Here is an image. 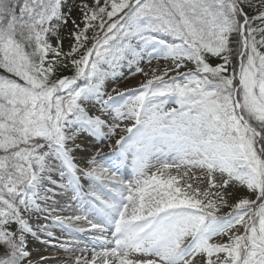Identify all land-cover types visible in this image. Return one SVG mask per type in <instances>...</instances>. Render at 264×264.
Here are the masks:
<instances>
[{"label":"snow or ice","instance_id":"6c2138e0","mask_svg":"<svg viewBox=\"0 0 264 264\" xmlns=\"http://www.w3.org/2000/svg\"><path fill=\"white\" fill-rule=\"evenodd\" d=\"M65 2L0 0V264H43L48 257L33 260L28 236L65 252L79 249L72 264H264V0H92L76 6L83 28L71 8L63 11ZM70 22L73 44L63 53L58 34ZM91 28L98 29L91 47L70 60L75 75L53 80L57 66L85 47ZM233 34L238 72L225 75ZM208 54L223 63L210 66ZM153 59L170 60L172 68L160 75L152 68L137 89L102 91L108 74L100 64L115 74L127 61L136 66L133 75L147 76L139 64ZM184 61L194 69L181 72ZM169 71L177 75L166 80ZM170 101L178 107L166 110ZM124 120L134 123L121 129L129 135L116 140V155L127 164L133 152L134 181L100 163L107 158L99 148L79 168L74 153L84 149L77 139L114 136ZM205 176L204 190L193 186ZM81 178L107 189V198L89 193L99 202L100 223L41 206L51 199L45 181L75 192ZM237 186L255 199L230 204L228 189ZM24 213L48 223L33 227ZM81 220L89 226H74ZM56 228L88 234L91 258L87 245L54 236Z\"/></svg>","mask_w":264,"mask_h":264},{"label":"rangeland","instance_id":"374dc122","mask_svg":"<svg viewBox=\"0 0 264 264\" xmlns=\"http://www.w3.org/2000/svg\"><path fill=\"white\" fill-rule=\"evenodd\" d=\"M20 2L22 3V0H20ZM82 2H87L89 5H92V0H66L65 5L63 6V11L65 13L68 12L69 8L72 9V17L71 19H75L77 23L80 24V27L83 28L84 24L81 22V16H80V12L77 10V5L81 4ZM258 2V0H252L253 4H256ZM101 5H103V0H101ZM118 18V17H117ZM53 24H55L56 22L53 21ZM257 25L260 26V23L257 22ZM74 31L73 25L71 24V22L65 26V27H61L60 31H59V39L63 41V45H62V52L63 53H68L70 51V47L73 44V40L70 39V33ZM98 31L97 28H91L88 30V32L86 33L87 37H88V41L85 44L84 48H81L79 52L75 53L74 56L70 57V58H65L63 60V62L57 66V71L55 72L54 76L52 77L53 80H58L60 78L63 77H71L75 75V68L72 66L70 60L71 59H79L80 56L84 53L85 49L88 47H91L92 44V38L94 36V34ZM102 35V33H101ZM162 38V37H160ZM49 43H51L53 45V47L57 46V38L52 37L49 39ZM258 50L262 53H264V49H261L258 47ZM49 60L54 59L53 55L50 53L48 56ZM90 59H94L90 58ZM64 64H67V67H64ZM139 66L141 68L144 69V71L146 73H148V75H144L143 73L140 74H136L133 75V72H135V65H133L131 68L128 66L127 61L122 62V64L115 69V74H113V70L112 68L109 67V65L107 64H100L99 68L101 71L106 72L108 75L105 76L103 78V82L101 84V88L102 91L106 94V95H116L117 92H127L130 89H137L139 88L143 83H145L149 78L152 77L153 73L151 71L152 68H155L156 71V75H160L164 69H171L172 68V61L170 60H164V59H153L151 64L146 63L145 61H141ZM86 71H88V69H86ZM176 73L173 71H169L168 76H165V79L171 76H175ZM87 81L84 79H80L77 81V84L80 87H84L86 85ZM106 98V97H105ZM127 97H125L126 99ZM120 103H123V100L120 101ZM83 107L86 108V110H89L91 115H95L97 114V108L94 106V104L92 102H88L85 101L82 104ZM166 110H170L172 108H177L178 105H176L174 102H169L168 104H166L165 106ZM120 123V129L117 130L116 135L108 137L103 139V142L112 147V152H111V159L112 161L109 159V162L107 164H105L107 167H109L110 172H116L117 167H119L120 169H123L122 172L124 171L126 174L131 175L132 174V159H133V152H129L128 154V161L127 164H123L120 163V158L116 155L119 152V148L116 145V140L119 139L120 136H128L129 133L122 131L121 129L127 128V127H131L134 123V121L131 120H124L123 122H119ZM97 141L98 138L95 137H89L87 134H83L81 135L78 139H77V143H79L83 149L85 148L84 146H91L94 147L97 145ZM84 145V146H83ZM142 147V146H141ZM133 151H135V149H133ZM96 153V151L94 152ZM93 153V154H94ZM102 154V153H101ZM86 155V150L84 149L83 151H76L74 153V162L77 164V166L81 169H85V167H83V164L80 162H77V158H79L80 156H85ZM102 163V161H100ZM113 162H115V166H113ZM152 163H155L154 159L152 161ZM130 170V172H129ZM153 171H155V168H149L147 169V172L149 174H151ZM131 173V174H130ZM54 175V176H53ZM116 175L118 176V172H116ZM127 175V178H130V176ZM197 175H200V172L197 171ZM120 177L121 180L123 179H127ZM132 178V176H131ZM52 179H57L59 180L58 175H56L55 173L52 174ZM217 182H219L220 177L217 176L216 177ZM85 183H87L88 185L93 183L88 180L85 179ZM134 181V180H133ZM64 183H67V181H63ZM84 182L80 181V186H83ZM193 186L194 187H199L201 188V190H204L207 187V178L205 176V178L203 179V181H193ZM43 187H45V189L51 188L52 192L48 193V195L51 197V199L53 200H57V199H63L64 197H67V202L66 204L69 205H75L76 202H74V195L69 192H66V189L64 188H60V187H53L51 184L47 183V181L43 184ZM84 186L80 188V190H83ZM79 190V189H78ZM229 192L232 193L229 203L230 204H234L236 203L238 200L242 199V198H251V199H255V196H253L251 193H249L246 189L242 188V187H230L228 189ZM76 192V191H75ZM54 193V195H53ZM68 197L69 199L72 198V201H70V203L68 202ZM107 198V197H106ZM48 200L49 202H53L52 200ZM47 201V202H48ZM90 203H92L93 205H95L96 203L92 202L91 200H89ZM81 206L84 207V204L81 203ZM49 210H51L52 208L50 206L47 207ZM88 208H90V206H88ZM90 210V209H89ZM230 209L228 208H224L222 209V213H226L228 212ZM92 211V210H91ZM54 216H59L62 218H66L63 217V215H61V212L58 211L55 213H52ZM24 215L26 216H33L36 217V215L30 214V213H24ZM39 220H45L44 219V215H40L39 216ZM46 221V220H45ZM48 223V221H47ZM13 227H15L13 225ZM240 231H243V229H240ZM54 232V236H61L63 238H70L71 235L66 234V230H61L59 228L53 229ZM47 237L42 236L41 239H46ZM26 239L28 240V245L29 249L32 251L33 253V260L35 261L37 258V256H41L44 255L43 253L45 252V254L50 255L53 253H60L59 255H66L65 251L60 250L59 248H54L51 249L50 247H48L47 245L44 244H40L38 243L35 239H33L32 237L28 236L26 237ZM71 239L76 240V238L74 239L73 237H71ZM81 239V238H79ZM50 248L47 251H44V248ZM83 247V246H81ZM41 248V249H40ZM87 249H89V253L85 252L84 255L89 257L91 256V252H92V248L87 247ZM1 251V250H0ZM71 256L73 255H80V252H69ZM69 253L67 252V254L69 255ZM56 254H52L51 256H54Z\"/></svg>","mask_w":264,"mask_h":264},{"label":"bare ground","instance_id":"6f19581e","mask_svg":"<svg viewBox=\"0 0 264 264\" xmlns=\"http://www.w3.org/2000/svg\"><path fill=\"white\" fill-rule=\"evenodd\" d=\"M84 147H85L84 149L86 150V155L85 156H80L79 158H77V162L82 163L83 164V167H85V169L88 167L87 160L93 155V153L95 151H97L98 148L100 149V155L101 156H105L107 158L105 160H102V163L103 164H107L109 162V159L112 161V159H111V155H112L111 152L113 150H112V148L110 146L106 145L103 142V140H99L98 139V143L94 147H91L89 145L84 146ZM127 175H129V174H126L124 171L123 172L122 171H118V176L117 177H118V179L120 177H122V178H125L126 177L127 178ZM129 176H130V178L125 179V181H124L125 183H128L130 180H132V181L134 180V177L131 178V175H129ZM53 186H57V185H53ZM84 186L86 188L88 187V185H84ZM42 188L45 189V187H43V185H42ZM96 190H97V194L98 195H100L102 197L103 196L105 197V192H106L105 189H103L102 187H96ZM68 191L71 192L76 199H78L77 194H75V192L72 189H66V192L67 193H69ZM89 193L90 192L83 193L84 196L80 200V203H82L83 200H86V196H88L89 198L94 199L92 196L89 195ZM41 206L42 207H48V206H50L52 209L53 208L55 209V211L53 213L56 214V212L60 211L61 212V215H63V217H66V218L67 217L86 216L87 215L88 220L91 221V222H93V223H100V222H102V216H101V214L97 210L95 212H90L89 211V208H88L89 205L88 206H85L83 208L80 205H71V204L67 205L64 202V200L57 199V200H54L53 202H51V201L49 202L48 201L47 204H45L44 202H41ZM97 206L99 207V202H97ZM90 208H94L93 205H90ZM25 217L26 218H30V223L32 224L33 227H36L38 224H46L47 223V221H45V220H41L40 221L39 219H37L36 217H33V216H27L26 215ZM74 226H78V227H88L89 225H88V222L87 221L81 220V221L77 222ZM66 234L71 235V237H73L74 239L76 238V240H73V241H79L80 242V245L91 246L90 236L88 234H80V233L70 232L68 230H66ZM42 236H44V235L41 234V237ZM56 237L59 238V239H61V240H64V239L72 240V239H69V238H63L61 236H56ZM84 237H86V238L84 239V243H83L82 240L79 239V238H84ZM53 242H55V241H53ZM28 246H30V245H28ZM50 248L51 249H54L52 247H50ZM50 248L45 247L44 248V251H47ZM73 252H77L78 253V252H80V250L77 249L76 251H73ZM43 254H44L43 256L48 257V261H44L43 264H52L53 261L54 262H57V259H62V262H57L56 264H72V261H74L76 259V257H77V255L71 256L70 253L68 255L67 252H66V255L65 254L64 255H61V257L51 256L52 254H54L53 252L50 255L45 254V252ZM57 254L59 255L60 253H57ZM39 257L40 256H37V258H39ZM37 258H35V259H37ZM88 258L90 259L91 256L88 257ZM49 259H52L53 261L52 260H49Z\"/></svg>","mask_w":264,"mask_h":264},{"label":"trees","instance_id":"16d2710c","mask_svg":"<svg viewBox=\"0 0 264 264\" xmlns=\"http://www.w3.org/2000/svg\"><path fill=\"white\" fill-rule=\"evenodd\" d=\"M15 3L18 5L21 2H20V0H15ZM247 11H248L249 15H252L253 12L255 11V9L254 8H249V9H247ZM18 14H19V12H18V9H17V15ZM253 27H257V25L254 24ZM165 39L167 40L169 38L168 37H165ZM229 46H230V48L233 51H232V62H231L230 65H228V71H231L232 72L233 71V68H236L237 67V64H238L237 52L239 50V38L235 34H233V36L231 37L230 45ZM27 50L28 51H31L30 48L27 49ZM205 59H206V62L209 63V65L210 66H213V67H215V66L220 65V64L223 63V61L220 58L213 57L210 54L206 55ZM184 62H187V61H184ZM227 72L225 73V75H227ZM0 74H2V73H0ZM234 83H237V81H234Z\"/></svg>","mask_w":264,"mask_h":264}]
</instances>
